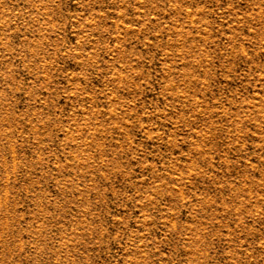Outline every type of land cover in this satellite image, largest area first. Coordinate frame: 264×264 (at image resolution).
<instances>
[{"label":"rangeland","instance_id":"obj_1","mask_svg":"<svg viewBox=\"0 0 264 264\" xmlns=\"http://www.w3.org/2000/svg\"><path fill=\"white\" fill-rule=\"evenodd\" d=\"M0 264H264V0H0Z\"/></svg>","mask_w":264,"mask_h":264}]
</instances>
